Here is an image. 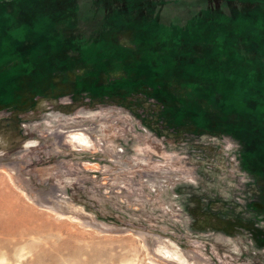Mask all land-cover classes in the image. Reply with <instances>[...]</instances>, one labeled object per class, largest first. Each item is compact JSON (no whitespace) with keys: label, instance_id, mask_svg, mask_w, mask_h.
<instances>
[{"label":"rangeland","instance_id":"rangeland-1","mask_svg":"<svg viewBox=\"0 0 264 264\" xmlns=\"http://www.w3.org/2000/svg\"><path fill=\"white\" fill-rule=\"evenodd\" d=\"M70 1L0 2L36 33L0 66V264H264L263 129L181 44L261 0H79L87 39Z\"/></svg>","mask_w":264,"mask_h":264},{"label":"trees","instance_id":"trees-1","mask_svg":"<svg viewBox=\"0 0 264 264\" xmlns=\"http://www.w3.org/2000/svg\"><path fill=\"white\" fill-rule=\"evenodd\" d=\"M70 3L71 5L72 3L77 5L78 12L69 23V27L74 30L76 36L87 39L89 37L88 33L90 35L95 28L81 26L79 0H71ZM95 7L98 10V4ZM259 7V12L254 17L249 18V24L243 30V35L238 37H232L228 32L218 30L212 22L203 26V28L196 26V33L191 32V27L195 22L202 20L200 16L205 13L204 11L200 14V11L204 10V8H200L185 18L184 26H186V29L184 32L193 35L189 37L191 40L187 39L181 44L185 61L190 58L185 52H191L193 48L195 49L194 45L197 46V52L200 51V54H204L202 56L224 55V71L217 63L211 64V70L214 73L224 75L226 77L224 78L228 79H223L224 85H229V87L222 93L221 101L230 104L231 108L235 104V111L255 115L257 120L254 124H258L263 129V133L261 132L262 134L259 136L264 141V0H261ZM27 12L28 10H23V8L20 11L8 12L5 10V6L0 3V66L21 62L23 60L22 51L34 46L35 31L30 30L21 33L23 26L34 21H28L30 13L27 14ZM223 13L224 16H229L228 13ZM103 15L104 11H101V16L103 17ZM95 16L93 20H100L98 14ZM213 22L215 23V21ZM239 37L244 38L239 39ZM22 38H25V42L29 43L27 47L22 46ZM205 59L208 61L210 56ZM0 94H5L3 88H0ZM220 95L221 93L217 94V96ZM262 155L264 156V149Z\"/></svg>","mask_w":264,"mask_h":264},{"label":"bare ground","instance_id":"bare-ground-1","mask_svg":"<svg viewBox=\"0 0 264 264\" xmlns=\"http://www.w3.org/2000/svg\"><path fill=\"white\" fill-rule=\"evenodd\" d=\"M76 138L79 139V140H83V141L85 140L84 138H82V137H80V136H77ZM183 255H184V254H183ZM181 260H182V259H181ZM179 262H180V261H179ZM198 262H200V261H198ZM181 263L184 264V262H182V261H181Z\"/></svg>","mask_w":264,"mask_h":264}]
</instances>
